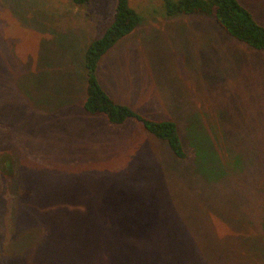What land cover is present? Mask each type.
Instances as JSON below:
<instances>
[{
  "label": "rangeland",
  "instance_id": "rangeland-1",
  "mask_svg": "<svg viewBox=\"0 0 264 264\" xmlns=\"http://www.w3.org/2000/svg\"><path fill=\"white\" fill-rule=\"evenodd\" d=\"M237 1L264 27V0ZM115 3L0 0V264H264V51L128 0L139 23L96 77L175 123L178 159L83 109L85 52Z\"/></svg>",
  "mask_w": 264,
  "mask_h": 264
},
{
  "label": "trees",
  "instance_id": "trees-1",
  "mask_svg": "<svg viewBox=\"0 0 264 264\" xmlns=\"http://www.w3.org/2000/svg\"><path fill=\"white\" fill-rule=\"evenodd\" d=\"M85 5L88 0H72ZM165 14L203 15L211 17L219 27L234 40L258 51H264V27L237 0H163ZM139 23L137 14L129 8L128 0H116L112 20L103 34L92 42L84 56L87 82L83 109L89 115H103L111 125H123L134 120L156 139L165 142L178 159L185 152L178 135L177 126L171 121H154L134 113L128 107L117 104L106 94L96 77L101 57L123 37L131 33ZM5 171V168H2ZM8 172H11L7 169Z\"/></svg>",
  "mask_w": 264,
  "mask_h": 264
},
{
  "label": "crops",
  "instance_id": "crops-1",
  "mask_svg": "<svg viewBox=\"0 0 264 264\" xmlns=\"http://www.w3.org/2000/svg\"><path fill=\"white\" fill-rule=\"evenodd\" d=\"M78 10V9H77Z\"/></svg>",
  "mask_w": 264,
  "mask_h": 264
}]
</instances>
